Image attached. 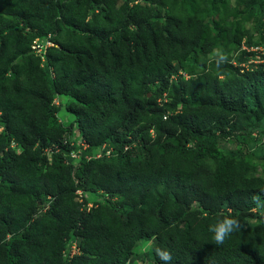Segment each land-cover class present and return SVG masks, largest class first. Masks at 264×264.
<instances>
[{
  "label": "trees",
  "instance_id": "obj_1",
  "mask_svg": "<svg viewBox=\"0 0 264 264\" xmlns=\"http://www.w3.org/2000/svg\"><path fill=\"white\" fill-rule=\"evenodd\" d=\"M244 44L264 45V0H0V264H264V62L240 68ZM222 214L243 228L217 246Z\"/></svg>",
  "mask_w": 264,
  "mask_h": 264
},
{
  "label": "clouds",
  "instance_id": "obj_2",
  "mask_svg": "<svg viewBox=\"0 0 264 264\" xmlns=\"http://www.w3.org/2000/svg\"><path fill=\"white\" fill-rule=\"evenodd\" d=\"M48 39L53 44L50 47H53L54 43L51 41L50 37ZM242 50L251 52L254 54V56L251 57V61H249L248 63L239 65L240 68H245L248 70L250 64L258 65L264 62V58H262L264 56V45H253L252 47H248L247 45L244 44ZM211 59L214 60L217 66L219 67L220 65L228 62V55L226 51L223 49V47H218L212 49ZM234 65L238 66L236 62L234 63ZM179 74L185 77V79H189V76L185 72L181 71ZM172 79L176 80L177 76H174ZM56 103L59 104V101L57 100ZM164 119L166 120L167 117H165ZM3 130L4 128L0 124V132H2ZM151 134L152 136H154V131H151ZM80 141H81L82 149L78 151V154L82 156V153L89 149V144L86 141V139H83L82 137L80 138ZM54 144L56 143H53L52 145ZM12 148L16 149L18 148V145L16 143H12ZM103 148L105 149V154L99 152L98 157H106L108 159H114V158L118 159L121 155H124L125 153L129 152L132 146L126 145L121 148H117V146L113 144L105 143L103 145ZM47 151L49 152L50 150L48 149ZM19 152H21V150H19ZM92 158L93 157L90 155L85 156L86 160H91ZM252 201L253 204L255 205V210L258 212V215L261 218H264V198H262L260 195H254L252 197ZM91 206L92 204H90V207ZM48 210H50V205H48L47 207L45 206L44 209L41 211V213H45ZM242 228L243 225L240 223L239 219L236 216L232 214H222V216L219 219H217L214 224L209 226L208 231L212 233V239L215 245L223 246L234 232L241 230ZM69 251H70V257L76 254H80V249L76 243L72 244V246L69 248ZM155 253L159 257V259L163 262V264H171L172 257L171 254L166 249L156 248Z\"/></svg>",
  "mask_w": 264,
  "mask_h": 264
},
{
  "label": "rangeland",
  "instance_id": "obj_3",
  "mask_svg": "<svg viewBox=\"0 0 264 264\" xmlns=\"http://www.w3.org/2000/svg\"><path fill=\"white\" fill-rule=\"evenodd\" d=\"M63 115H67L71 120H74V116L67 113L66 111ZM238 148V143L234 139H229L221 143L220 149L223 152H228L231 150H236ZM246 158L252 164V170L247 174L248 177H255L264 180V161L259 160L254 154L248 153Z\"/></svg>",
  "mask_w": 264,
  "mask_h": 264
},
{
  "label": "built area",
  "instance_id": "obj_4",
  "mask_svg": "<svg viewBox=\"0 0 264 264\" xmlns=\"http://www.w3.org/2000/svg\"><path fill=\"white\" fill-rule=\"evenodd\" d=\"M52 45L53 44L50 42L49 39L43 41L36 40L32 46V49L37 55H42L47 50V48ZM74 157H78V155L75 154Z\"/></svg>",
  "mask_w": 264,
  "mask_h": 264
}]
</instances>
